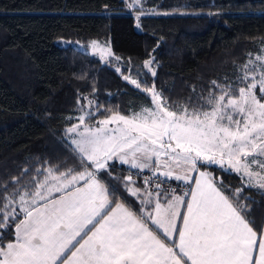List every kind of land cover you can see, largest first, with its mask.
Here are the masks:
<instances>
[{"label": "snow or ice", "instance_id": "6c2138e0", "mask_svg": "<svg viewBox=\"0 0 264 264\" xmlns=\"http://www.w3.org/2000/svg\"><path fill=\"white\" fill-rule=\"evenodd\" d=\"M143 3L127 0L139 9L137 20L149 14ZM91 48L102 61L113 55L96 40ZM153 63L144 61L145 76L156 77ZM115 70L152 106L131 116L112 112L93 126L86 117L95 113L86 109L99 107L77 96L78 105L87 103L60 142L78 167L37 169L44 178L33 177V190L5 188L0 264H264V230L248 219L249 206L238 198L243 189L229 195L207 170L234 172L264 195V54L240 69L238 94L233 84L212 81L220 94L201 97L208 110H172L154 82L148 87ZM117 164L151 176L139 187L131 172L114 174ZM169 180L180 184L163 188ZM12 224L14 239L5 243Z\"/></svg>", "mask_w": 264, "mask_h": 264}, {"label": "trees", "instance_id": "16d2710c", "mask_svg": "<svg viewBox=\"0 0 264 264\" xmlns=\"http://www.w3.org/2000/svg\"><path fill=\"white\" fill-rule=\"evenodd\" d=\"M143 9L149 14L137 20L139 9L127 0H0V196L5 188L33 189V177L43 174L37 169L78 167L59 137L87 103L78 105V95L92 99L97 114L151 107L150 96L116 67L148 87L154 82L173 110H208L201 97L220 94L212 81L233 84L237 94L240 69L264 51V0H144ZM90 40L108 43L115 59L102 63L76 47ZM149 59L156 77L144 75ZM107 103L114 108L104 111ZM129 170L117 165L114 174ZM207 170L229 195L243 189L248 219L264 228V195L234 172Z\"/></svg>", "mask_w": 264, "mask_h": 264}, {"label": "rangeland", "instance_id": "374dc122", "mask_svg": "<svg viewBox=\"0 0 264 264\" xmlns=\"http://www.w3.org/2000/svg\"><path fill=\"white\" fill-rule=\"evenodd\" d=\"M91 41H93V40H90V41H88L87 42V44H85V45H83V44H79V43H77L76 44V47L79 49V50H81V51H83V52H85V53H87V54H89V55H92V56H96L99 60H100V62H102V63H109V60H110V58H114L113 57V55L111 56V57H106L105 58V60L104 61H102L101 60V53H100V51H96L95 52V54L93 53V49L91 48ZM97 41V40H96ZM101 46H103V47H110L109 46V44L108 43H103V42H99V41H97ZM111 50V49H110ZM112 53V52H111ZM262 54H264V51L262 52ZM115 59V58H114ZM238 94V93H237ZM151 103H152V101H151ZM104 106H103V109H104V111H107V110H111L112 108H114V107H112L110 104H103ZM151 106H152V104H151ZM115 108H116V106H115ZM173 110V109H172ZM139 111H141V110H139ZM138 111V112H139ZM92 112V111H91ZM112 112H119L120 114H122V115H125V116H131L133 113H124V112H121V111H109V112H107V113H104V114H101V113H99V114H97L96 113V110H93V112L92 113H95V115H93V116H88V117H86V123L87 124H89V125H93V126H96L97 125V121H99V120H102V119H104V118H106L107 116H109V115H111L112 114ZM81 114V112L76 116V117H78L79 115ZM76 117H75V120H73L72 121V124H74V123H77L78 121H77V119H76ZM69 126H71V124L70 125H68L67 127H69ZM67 127H65V129L67 128ZM114 127V126H113ZM63 135H64V131L63 132H61V134H60V139H61V137H63ZM218 167V166H217ZM67 168H69L68 166H67ZM66 168V169H67ZM221 169V168H220ZM65 169H62L61 171H64ZM131 170H133V169H131ZM223 170V169H222ZM231 172V171H230ZM44 178V174H42V176H41V180ZM240 178V177H239ZM240 180H241V178H240ZM242 181V180H241ZM242 183L245 185V183L242 181ZM34 188V187H33ZM255 189H257V188H255ZM31 190H33V189H31ZM55 195V194H54ZM261 230H264V228H262ZM13 234H14V228H13Z\"/></svg>", "mask_w": 264, "mask_h": 264}, {"label": "built area", "instance_id": "2783aa9c", "mask_svg": "<svg viewBox=\"0 0 264 264\" xmlns=\"http://www.w3.org/2000/svg\"><path fill=\"white\" fill-rule=\"evenodd\" d=\"M129 172H131L132 174H133V176H134V178H138L140 181H141V183L143 184V186H144V183H143V181H144V177L145 176H151V172L148 170V171H145V172H139V171H137V170H129V171H126L125 173H124V176H126V175H128L129 174ZM155 179V178H154ZM164 178H159L158 180H156V182H160L161 180H163ZM169 181H167L166 183H164L163 185H165L167 188L168 187H173V188H176L177 187V185H172V184H170V183H168ZM183 190V185L181 184L180 185V188H178V192H180V191H182Z\"/></svg>", "mask_w": 264, "mask_h": 264}, {"label": "crops", "instance_id": "0c3cea01", "mask_svg": "<svg viewBox=\"0 0 264 264\" xmlns=\"http://www.w3.org/2000/svg\"><path fill=\"white\" fill-rule=\"evenodd\" d=\"M117 165H119V166H121V167H123V168H125V169H129L128 165H120V164H117ZM133 170L140 171V170H138V169H133ZM201 170H204V169H201ZM144 171H148V170L145 169ZM172 181H174V182L180 184V182H177V181H175V180H172ZM136 183H137V182H136ZM137 186L141 187L138 183H137ZM126 194H127V193H126ZM129 199H132V198H129ZM137 203H138V202H137ZM14 227H15V225L13 226V228H14ZM13 239H14V234H13Z\"/></svg>", "mask_w": 264, "mask_h": 264}]
</instances>
